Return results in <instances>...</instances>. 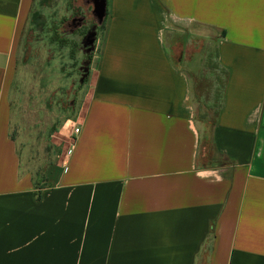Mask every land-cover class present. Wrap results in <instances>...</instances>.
Returning a JSON list of instances; mask_svg holds the SVG:
<instances>
[{"label": "crops", "instance_id": "crops-1", "mask_svg": "<svg viewBox=\"0 0 264 264\" xmlns=\"http://www.w3.org/2000/svg\"><path fill=\"white\" fill-rule=\"evenodd\" d=\"M33 2L0 0V264H264V0H108L81 133L49 165L11 136ZM172 29L212 39L227 71L211 135L226 165L204 153L198 62L167 48Z\"/></svg>", "mask_w": 264, "mask_h": 264}, {"label": "rangeland", "instance_id": "rangeland-1", "mask_svg": "<svg viewBox=\"0 0 264 264\" xmlns=\"http://www.w3.org/2000/svg\"><path fill=\"white\" fill-rule=\"evenodd\" d=\"M43 5L47 6L45 13L49 28L59 25L62 38L70 39V44L68 41L64 48L61 46L62 43L51 44L52 32L41 35L38 30L40 19L35 20L29 14L10 92L11 136L17 142L24 159L38 165L44 163L49 165L59 158L69 156L73 151L70 144L60 136L59 131L67 122L80 118L79 106L89 93V84L82 81L86 76L83 67L90 66L91 79L93 70L99 64L107 26L97 29L96 19L92 15L91 0H43L40 3L37 0L35 8L39 9ZM82 17L96 24V27L82 38L75 50L71 38L68 37L70 22L73 18ZM33 20L37 22V28ZM93 31L96 32L95 42L90 44V35ZM165 36L166 46L172 50L176 58H181V54H185L186 57L198 62L194 66L197 70L191 74V82L194 84L195 79H199V82L194 84V94L197 100L195 103L197 118L202 120L205 110L200 107L201 100L209 98L213 90L211 76L205 74L204 65L208 54L214 55L215 43L212 39L200 36L188 42L190 41L188 37L174 29L167 30ZM185 43L189 44L188 47ZM184 47L187 48V52ZM73 51H76L75 59L72 57ZM205 121L208 138L205 141L204 153H208L207 157L211 158L215 153L211 140L214 125L211 120Z\"/></svg>", "mask_w": 264, "mask_h": 264}, {"label": "trees", "instance_id": "trees-1", "mask_svg": "<svg viewBox=\"0 0 264 264\" xmlns=\"http://www.w3.org/2000/svg\"><path fill=\"white\" fill-rule=\"evenodd\" d=\"M43 0H39V3L42 2ZM108 1V0H107ZM37 2V0H34L31 11H30V15L31 18L33 17L35 20L40 19V23L38 24L39 28V32L41 35H45L48 32H52V36L50 38L51 44H55V43H62L61 46L64 48L68 45V41L70 44V39H63L62 35L60 34V27L59 25H54L52 28H49V24L47 21V16L45 13L46 7L47 6H40L39 9L35 8V3ZM80 20L82 19L83 21L81 22L80 26H76L77 28H75V26L72 25V22L74 20ZM34 21V20H33ZM106 21H107V17L104 21V23L101 26H98L97 29L103 28L106 25ZM36 24H34V26H36L37 28V22L34 21ZM96 27V24L90 22V21H86L85 17L82 18H73L70 22V34L68 35L69 38H71L72 40V47L73 49L79 46L80 41L82 40V38L85 37V35H87V33L89 31H92L94 28ZM25 28L23 30L22 33V37L25 34L24 33ZM22 37H21V41H22ZM21 47V42L19 45V48ZM19 51V49H18ZM72 57L73 59H75L76 57V51L72 53ZM90 59H92L90 57ZM218 56H217V51H215L214 55L212 56V53L208 54L207 60L205 62L204 65V71L205 74H208L211 76V80H212V85H213V90L210 94V97L207 98L205 101L201 100V105L205 110V112L202 114L201 119L202 120H211L213 125L216 124L217 122V118L219 116V112H220V108H221V102L223 99V93L225 90V85H226V80H227V71L221 67L217 61ZM17 65L16 68L18 66L19 63V57H18V53H17ZM78 66V64H77ZM90 66H86L85 68L83 67V69L86 72V76L83 77L82 81L85 83H88L90 80ZM199 82V79H195V85ZM74 105V104H73ZM13 138V137H12ZM14 140V138H13ZM215 153L213 154V156H211V158H208V162L211 166H222V165H226L229 161L228 158H224L215 148ZM208 164V165H209Z\"/></svg>", "mask_w": 264, "mask_h": 264}, {"label": "water", "instance_id": "water-1", "mask_svg": "<svg viewBox=\"0 0 264 264\" xmlns=\"http://www.w3.org/2000/svg\"><path fill=\"white\" fill-rule=\"evenodd\" d=\"M92 4V15L96 19L97 26H101L106 17H107V8H108V1L107 0H91ZM83 20L80 19L79 22L81 23ZM96 32L93 31L90 35V44L95 42Z\"/></svg>", "mask_w": 264, "mask_h": 264}, {"label": "built area", "instance_id": "built-area-1", "mask_svg": "<svg viewBox=\"0 0 264 264\" xmlns=\"http://www.w3.org/2000/svg\"><path fill=\"white\" fill-rule=\"evenodd\" d=\"M80 133L81 126L77 120L67 122L65 127L59 131L60 136L68 142L72 148H74Z\"/></svg>", "mask_w": 264, "mask_h": 264}, {"label": "flooded vegetation", "instance_id": "flooded-vegetation-1", "mask_svg": "<svg viewBox=\"0 0 264 264\" xmlns=\"http://www.w3.org/2000/svg\"><path fill=\"white\" fill-rule=\"evenodd\" d=\"M72 25L75 26V28H77L76 26H80L81 23L79 22V20H76V19H75V20L72 22Z\"/></svg>", "mask_w": 264, "mask_h": 264}]
</instances>
